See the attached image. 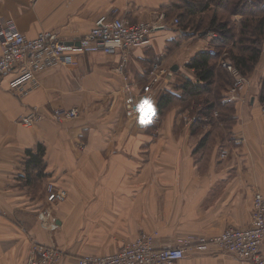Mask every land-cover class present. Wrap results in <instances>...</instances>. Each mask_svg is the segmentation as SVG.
<instances>
[{"label":"crops","instance_id":"crops-1","mask_svg":"<svg viewBox=\"0 0 264 264\" xmlns=\"http://www.w3.org/2000/svg\"><path fill=\"white\" fill-rule=\"evenodd\" d=\"M179 6L178 0H0V29L13 20L28 37L54 31L75 39L113 10L127 21L155 25L149 41L126 55L66 51L31 82L13 87L17 69L1 77L0 264H24L34 244H54L65 251L62 264H75L78 256L114 253L140 232H154L157 248L184 245L175 264H251L215 245L199 250L193 243L248 225L254 191L264 195V43L245 91L230 105L222 102L229 86H218L215 77L212 90L175 99L158 123H136L124 114V83L145 84L152 59L170 70L177 66L156 87L152 106L166 90L181 97L184 80L202 84L186 64L214 48V32L183 37L173 24ZM241 18L230 15L235 26ZM225 48L218 63L230 62ZM212 101L218 116L209 113L194 125L189 118ZM33 107L42 119L26 127L20 119ZM72 107L81 109L78 118L52 120L53 109ZM38 144L46 175L37 179L41 188L25 167L26 150ZM47 182L66 190L64 201L45 200Z\"/></svg>","mask_w":264,"mask_h":264},{"label":"built area","instance_id":"built-area-1","mask_svg":"<svg viewBox=\"0 0 264 264\" xmlns=\"http://www.w3.org/2000/svg\"><path fill=\"white\" fill-rule=\"evenodd\" d=\"M178 17L173 18V24L177 25ZM155 25L149 21H127L113 14L98 16L91 29L81 37L63 40L54 31H41L34 37H28L18 31L13 20L6 21L0 29V79L10 71L17 69V76L13 83L16 87L22 83L34 80L35 73L58 60L66 51L88 50L111 53L119 50L126 55L128 51L147 43L152 35ZM213 38L216 34L213 33ZM78 43V44H76ZM215 54V48L209 49ZM120 68L125 65L126 57H123ZM221 65L225 67L233 78L227 94L222 102L231 103L240 99L249 80L230 62L221 59ZM171 74V70L162 62L151 64L145 84L135 87L127 81L122 90L127 94L124 99L126 115L132 121L138 123L142 119L156 122L159 119L157 108L151 105L150 115L147 109L141 111L143 101H150L156 87L161 81ZM264 115V105L262 107ZM81 109L72 107L68 109L56 108L51 112V118L57 123L73 120L79 117ZM218 116V111H213ZM146 118V119H145ZM42 119V113L36 107L24 115L20 122L26 127H32ZM207 118L195 116L189 118L192 123ZM243 138H237L236 142H242ZM228 150L222 148L220 157L225 158ZM65 198V191L54 183L47 185V202L57 203ZM155 233L140 232L131 241H128L115 253L106 255H82L76 264H175L185 255V246H165L157 248L154 245ZM264 195L255 190L251 220L243 227L229 226L222 232L211 237H198L193 243L194 248L205 250L210 245H215L221 251L234 255L238 259L248 260L251 264H264ZM62 252L54 244H34L30 255L24 264H61Z\"/></svg>","mask_w":264,"mask_h":264},{"label":"trees","instance_id":"trees-1","mask_svg":"<svg viewBox=\"0 0 264 264\" xmlns=\"http://www.w3.org/2000/svg\"><path fill=\"white\" fill-rule=\"evenodd\" d=\"M178 2L181 11L177 16L176 29L183 34V37L187 38L214 32L216 37L212 38V46L216 53L211 54L207 50L200 51L189 60L186 67L193 70L202 84L192 83L189 79L184 80L181 97L170 91H163L156 104L159 116L156 123L161 120L165 109L175 99L182 101L188 96L196 97L203 92L212 90L211 86L215 77H217L218 86L225 84L230 87L232 85V76L220 62L218 63L219 55L224 47H226V57L230 63L241 74L249 76L260 58L264 43V0H178ZM210 4H213L215 9L208 10ZM198 12H204V14L200 15ZM234 13L242 15L238 26H235L230 20V15ZM154 62H161V60L152 59L148 62L144 73L145 81L147 72ZM218 97L215 98L218 99ZM217 102L221 105L220 97ZM213 103V101L206 103L195 113L201 116L213 113L216 111L213 109ZM26 155V177H34L38 180L45 177L44 147L38 144L35 149H27Z\"/></svg>","mask_w":264,"mask_h":264},{"label":"rangeland","instance_id":"rangeland-1","mask_svg":"<svg viewBox=\"0 0 264 264\" xmlns=\"http://www.w3.org/2000/svg\"><path fill=\"white\" fill-rule=\"evenodd\" d=\"M66 41H67V40H66ZM225 53H226V51H225ZM118 99H119V98H118ZM33 108H34V107H33ZM31 109H32V108H31ZM31 109H30V110H31ZM55 109H56V108H55ZM67 109H68V108H67ZM30 110H29V111H30ZM53 110H54V109H53ZM53 110H52V111H53ZM123 110H124V114H125V116L128 118V116L126 115V109H125L124 103H123ZM29 111H28V112H29ZM52 111H51V112H52ZM34 125H35V124H34ZM33 182L36 183V186H37L38 188H41V184H40L39 181H37V178H33ZM48 183H50V182H47L46 185H45V200H46V198H47V185H48ZM61 189H63V188H61ZM64 191H65V198H66V190L64 189ZM65 198H64L62 201H64ZM46 201H47V200H46ZM62 201H60V202H62ZM48 203H49V202H48ZM57 203H59V202H57ZM45 210H47V209H44L43 211H45ZM41 215H42V217H48V215H46L45 212H42ZM47 220H48V219H46V221H47ZM134 238H135V237H134ZM125 243H127V242H125ZM125 243H124V244H125ZM124 244H122V245H124ZM49 245H51V244H49ZM122 245H121V247H122ZM121 247H120V248H121ZM57 248H58V247H57ZM120 248H119V249H120ZM59 249H60V251L62 252V256H61V264H62V260H63L64 254H65V251H64L62 248H59ZM119 249H118V250H119ZM118 250H117V251H118ZM117 251H116V252H117ZM114 253H115V252H114ZM110 254H112V253H110ZM79 257H80V256L75 257V258H76V260H75V264H76V261H77V259H78ZM64 258H65V257H64ZM73 262H74V261H73Z\"/></svg>","mask_w":264,"mask_h":264},{"label":"snow or ice","instance_id":"snow-or-ice-1","mask_svg":"<svg viewBox=\"0 0 264 264\" xmlns=\"http://www.w3.org/2000/svg\"><path fill=\"white\" fill-rule=\"evenodd\" d=\"M140 108H141V111H144L145 109H147V113L150 115V113H151V104H150V101H147V100L143 101L142 104H141V106H140ZM144 122H145V120L142 119L141 120V123H144Z\"/></svg>","mask_w":264,"mask_h":264},{"label":"water","instance_id":"water-1","mask_svg":"<svg viewBox=\"0 0 264 264\" xmlns=\"http://www.w3.org/2000/svg\"><path fill=\"white\" fill-rule=\"evenodd\" d=\"M76 44H78V43H76ZM171 70H172V71H176V70H177V66L172 67Z\"/></svg>","mask_w":264,"mask_h":264}]
</instances>
